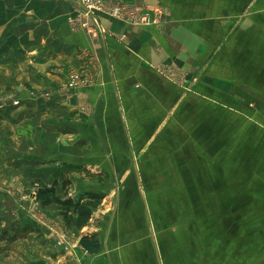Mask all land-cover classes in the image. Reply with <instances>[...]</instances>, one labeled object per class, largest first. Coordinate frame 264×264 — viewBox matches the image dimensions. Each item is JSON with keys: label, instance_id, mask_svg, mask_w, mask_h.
I'll use <instances>...</instances> for the list:
<instances>
[{"label": "crops", "instance_id": "1", "mask_svg": "<svg viewBox=\"0 0 264 264\" xmlns=\"http://www.w3.org/2000/svg\"><path fill=\"white\" fill-rule=\"evenodd\" d=\"M117 1L162 6L169 17L136 27L99 15L106 35L93 39L71 31L68 1L0 0V104L26 90L28 62H50L29 82L35 90H59L72 72L99 75L19 111L33 132L18 136L58 151L47 179L70 180L74 199L104 197L76 231L77 245L83 236L101 245L95 255L80 246L81 264H264V224H254L264 219V0Z\"/></svg>", "mask_w": 264, "mask_h": 264}, {"label": "rangeland", "instance_id": "2", "mask_svg": "<svg viewBox=\"0 0 264 264\" xmlns=\"http://www.w3.org/2000/svg\"><path fill=\"white\" fill-rule=\"evenodd\" d=\"M30 14L29 9L28 15ZM5 15L0 12V18ZM9 25L8 31L11 35L16 26ZM26 45L28 49L33 43ZM29 63L26 65L30 66H25L26 68L21 71L30 77L28 80L30 83L34 82L35 71L38 70L37 74H39L41 70L43 77L47 76L46 72H51L50 62L42 67ZM10 76L15 81L22 77L19 71L11 72ZM29 82L26 90L23 89V93L18 92L13 96H6L8 98L0 104V132L2 133L0 134V264H81L83 252L77 245V240L80 239L79 233L66 229L65 222L63 218H59V212L56 209H45L37 201L38 190L42 187H51L55 182L53 178L47 179L49 177L45 174L49 172L46 170L48 166H54L57 161L61 160L58 159V151L55 146L49 145L51 142L46 138L40 139L38 135L36 137L32 135L29 139H24L18 135L21 131L19 129L25 128L28 133L33 132L30 124L26 126L24 118L20 119L19 111L24 106L23 101L39 99L45 105L50 106L60 97H68L72 92L84 88L70 90L66 83L59 90H52L48 87L35 90L30 87ZM241 126V122H236L235 130H241ZM253 126L258 128L252 124V130ZM35 144L38 147L35 148ZM24 146L27 150L24 149V153L20 152L19 149ZM25 162L32 167L27 172L22 170L24 168L22 163ZM43 167H45L44 170H35ZM55 175L57 177V174ZM62 181L57 180L59 184ZM103 183L104 187H110L107 177L103 178ZM262 221L264 222V219H257L254 224H264ZM262 237L264 243V233ZM58 251H63L64 257L68 255L74 260L72 262L62 260L65 258H61V255L56 256ZM58 260L63 262L58 263Z\"/></svg>", "mask_w": 264, "mask_h": 264}, {"label": "built area", "instance_id": "3", "mask_svg": "<svg viewBox=\"0 0 264 264\" xmlns=\"http://www.w3.org/2000/svg\"><path fill=\"white\" fill-rule=\"evenodd\" d=\"M72 4V14L68 18L70 29L75 32H86L93 39L106 35L99 23V15H105L136 27L160 26L169 17V10L162 6L146 3H123L117 0H65ZM92 23L95 26H92ZM98 64V63H97ZM162 73L177 84H184L186 76L174 68L166 67ZM99 75L89 71H79L68 75L70 90L92 86L98 82Z\"/></svg>", "mask_w": 264, "mask_h": 264}, {"label": "trees", "instance_id": "4", "mask_svg": "<svg viewBox=\"0 0 264 264\" xmlns=\"http://www.w3.org/2000/svg\"><path fill=\"white\" fill-rule=\"evenodd\" d=\"M70 185V180H64L60 184L55 181L51 187H42L38 190L37 201L45 209L60 211L67 230L80 232L88 226L94 211L102 205L104 197L89 192L80 199H74L68 196ZM80 246L92 255L101 251L100 241L96 236H83Z\"/></svg>", "mask_w": 264, "mask_h": 264}]
</instances>
